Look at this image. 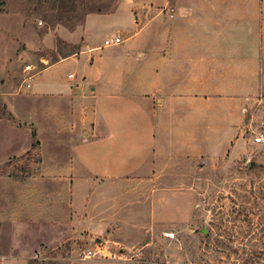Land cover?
<instances>
[{"label":"crops","instance_id":"1","mask_svg":"<svg viewBox=\"0 0 264 264\" xmlns=\"http://www.w3.org/2000/svg\"><path fill=\"white\" fill-rule=\"evenodd\" d=\"M162 11L146 18L125 0L111 14L88 15L85 34L74 38L81 51L35 75L73 60L80 76L69 74L67 83L50 77L25 96L4 87L13 120L0 112L4 264L72 236L118 233L143 212L153 223L177 221L166 199L177 193L153 189L145 208L131 204V182L159 180L163 160L205 158V118L238 100L243 71L256 76L264 59V0H165ZM98 30L116 32L123 43L106 47V36L95 44ZM5 54L0 45V73ZM33 134L41 156L22 162Z\"/></svg>","mask_w":264,"mask_h":264},{"label":"rangeland","instance_id":"2","mask_svg":"<svg viewBox=\"0 0 264 264\" xmlns=\"http://www.w3.org/2000/svg\"><path fill=\"white\" fill-rule=\"evenodd\" d=\"M123 1L0 0V45L9 58L0 73L2 117L13 121L1 100L6 84L14 94L25 96L50 77L67 83L69 74L80 76L71 60L35 77L46 66L81 51L83 43L76 44L74 38L85 34L88 15L111 14ZM132 1L146 18L167 13L162 11L165 0ZM99 31L95 44L116 34ZM260 65L256 76L254 70L245 76L243 71L238 100L226 102L224 112L220 109L218 115L205 118V158L163 160L159 180L131 182V204L145 208L153 189L177 193V198L166 197L178 209L177 221L163 216L153 223L146 211L118 233L111 230L99 238L82 234L38 249L46 257L43 264H264V143L256 141L264 138V59ZM28 66L31 72H26ZM30 76L33 90L26 86ZM33 138V151L22 162L35 163L41 156L34 151L41 141L36 134ZM6 141L12 145L17 140L9 134ZM166 212L174 215L175 209ZM89 254L92 257L85 259ZM5 264L37 263L19 258Z\"/></svg>","mask_w":264,"mask_h":264},{"label":"built area","instance_id":"3","mask_svg":"<svg viewBox=\"0 0 264 264\" xmlns=\"http://www.w3.org/2000/svg\"><path fill=\"white\" fill-rule=\"evenodd\" d=\"M122 43H123V39L120 36L106 39L104 42L106 47H113V46L121 45ZM31 71H32V68L30 66L26 67V72H31ZM32 78L33 77L30 76L28 80H32ZM28 87H30V83L28 84ZM256 141L258 143H264V138L259 137L256 139ZM85 257H86L85 259H88V257L91 258L92 255L89 254L88 256H85ZM31 259L37 264H43V262L46 261V257L40 251H36L31 256ZM4 262H5V258L0 255V264H4Z\"/></svg>","mask_w":264,"mask_h":264},{"label":"water","instance_id":"4","mask_svg":"<svg viewBox=\"0 0 264 264\" xmlns=\"http://www.w3.org/2000/svg\"><path fill=\"white\" fill-rule=\"evenodd\" d=\"M202 233H203V234H206V233H207V229L203 228V229H202Z\"/></svg>","mask_w":264,"mask_h":264}]
</instances>
